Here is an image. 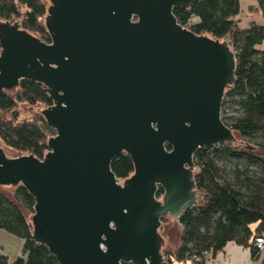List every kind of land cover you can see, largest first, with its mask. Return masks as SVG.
Returning <instances> with one entry per match:
<instances>
[{
	"label": "water",
	"instance_id": "obj_1",
	"mask_svg": "<svg viewBox=\"0 0 264 264\" xmlns=\"http://www.w3.org/2000/svg\"><path fill=\"white\" fill-rule=\"evenodd\" d=\"M193 1L42 0L49 42L0 19V89L42 84L51 106L20 105L54 130L42 158L0 145V191L58 264H168L161 248L202 202L196 150L259 152L221 119L235 52L173 14ZM120 153L133 161L122 180L110 166ZM17 185L33 214L12 197Z\"/></svg>",
	"mask_w": 264,
	"mask_h": 264
},
{
	"label": "trees",
	"instance_id": "obj_2",
	"mask_svg": "<svg viewBox=\"0 0 264 264\" xmlns=\"http://www.w3.org/2000/svg\"><path fill=\"white\" fill-rule=\"evenodd\" d=\"M248 9L264 19V0H256ZM45 13L42 0H0V19L15 20L22 29L49 42L48 30L42 24ZM173 14L189 31L196 35L210 33L214 40L223 38L235 52V79L224 92L221 119L238 131L241 141L254 145L259 152L232 146L196 150L193 177L202 202L179 216V243L165 251L164 258L168 264H208L205 252L215 256L234 241L249 249L252 263L264 264V246L259 249L253 245L256 238H264V48L259 47L264 41V25L242 27L239 0H194L188 8L174 7ZM42 87L22 79L19 92L9 91L12 97L0 89V112L5 118L0 117V139L13 152L42 158L47 151L48 137L54 130L42 113L21 118L18 112L20 103L52 105ZM227 97L229 105L236 107V115L226 112ZM217 159L232 163L230 173ZM110 166L121 180L133 172V161L125 153L116 155ZM12 187V197L33 214L35 201L27 188ZM162 192L159 189L157 197ZM254 223L257 227L252 230ZM0 229L22 240V254L10 260L0 252V264H58L45 245L33 241L21 210L2 191Z\"/></svg>",
	"mask_w": 264,
	"mask_h": 264
},
{
	"label": "crops",
	"instance_id": "obj_3",
	"mask_svg": "<svg viewBox=\"0 0 264 264\" xmlns=\"http://www.w3.org/2000/svg\"><path fill=\"white\" fill-rule=\"evenodd\" d=\"M240 3V25L242 27H248L251 23H256L259 25H264L263 17L258 13H251L249 11V7L256 4V0H239ZM260 48H264L261 44L259 45ZM179 226V225H178ZM180 227V226H179ZM257 227V223L251 225V229L255 230ZM5 230L0 229V234ZM19 245L22 247V240L18 238ZM0 252L4 253L3 246L0 247ZM22 254V251L19 255ZM7 255V254H6ZM18 255V256H19ZM249 257V250L247 247L237 244L234 241L228 242L223 250L209 259L208 264H242L244 261H247Z\"/></svg>",
	"mask_w": 264,
	"mask_h": 264
},
{
	"label": "rangeland",
	"instance_id": "obj_4",
	"mask_svg": "<svg viewBox=\"0 0 264 264\" xmlns=\"http://www.w3.org/2000/svg\"><path fill=\"white\" fill-rule=\"evenodd\" d=\"M262 45L264 47V41L262 42ZM14 92H16V91H13V93ZM226 101L227 102L229 101L228 97L226 98ZM20 104H22V103H20ZM20 104H19V108H18V112H19L20 117L21 118L30 117L32 115V113L24 111V109L22 108V106ZM30 106H33V105H30ZM40 106H41V108H45L44 105H40ZM235 108H236L235 106L229 105V102L226 104V112L228 114L236 115L237 111L235 110ZM35 113H37V112H35ZM0 145L4 149L9 150L10 152H13L10 148H8L7 146L4 145V143H3V141L1 139H0ZM217 162L221 166H226V170L230 173L231 168H232V163H228V162H225V161L220 160V159H217ZM194 172H195V170H194ZM10 187H11V189H13V192H14V187H12V186H10ZM26 211L32 214V212H30L29 210H26ZM177 225H178V223H177ZM177 229H178V236H177V240H176V245L175 244H170L169 245L170 250L173 249L174 247H176L178 245V243H179L180 227L178 226ZM2 234L3 235L0 234V247L3 246L5 254H7L9 259L12 260L16 256L19 255V253L22 251V247L19 245V242H18L19 240H18L17 236L12 235V234H10V233H8L6 231L5 232L3 231ZM167 250L168 249L162 248L163 255H164V252L167 251ZM247 261H250V251H249V257H248ZM252 264H256V263H252Z\"/></svg>",
	"mask_w": 264,
	"mask_h": 264
},
{
	"label": "built area",
	"instance_id": "obj_5",
	"mask_svg": "<svg viewBox=\"0 0 264 264\" xmlns=\"http://www.w3.org/2000/svg\"><path fill=\"white\" fill-rule=\"evenodd\" d=\"M197 19H195L196 21ZM253 245L256 247V248H259V249H262L263 246H264V238H256ZM205 257L208 258V259H211L213 256H212V253L211 251H207L205 252ZM242 264H252V261L250 259V261H244Z\"/></svg>",
	"mask_w": 264,
	"mask_h": 264
}]
</instances>
